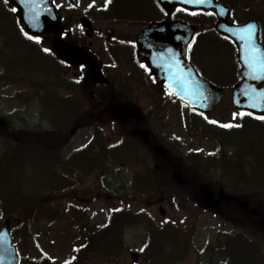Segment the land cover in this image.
<instances>
[{
	"label": "rangeland",
	"instance_id": "rangeland-1",
	"mask_svg": "<svg viewBox=\"0 0 264 264\" xmlns=\"http://www.w3.org/2000/svg\"><path fill=\"white\" fill-rule=\"evenodd\" d=\"M79 1L81 3L74 10L69 11V13H64L69 21H73L71 26L67 28L68 39L70 42L73 40L75 43H77L79 39H83L80 34L81 27L78 24V18L84 13H88L90 16L89 18H93L92 26L97 32L95 37L89 40L93 44L91 52L96 54L99 58L100 64L103 63L105 65H111L109 69H104L111 77L116 79L119 84L118 89H120L121 82H124L127 72H125L123 68L116 70V66L111 60H109L110 58L108 59L107 56H104V54L101 53L103 39H109V37H112L113 33H115L124 40L133 41L144 25L140 21L134 20L130 22L122 21L124 24L105 22L104 20L98 19L96 15L98 10L104 8L105 0H95L94 3L93 0ZM54 3L62 15L63 11L70 6L67 0H55ZM90 4L93 5L91 8L88 7ZM5 8L9 9L5 5H2V2L0 1V12L2 11V13H4L7 11ZM129 9L137 10L138 7L131 5ZM249 10L252 13H257L264 24V8L254 6ZM129 13L146 16V13L140 11H129ZM149 16L154 18L155 14H149ZM210 37H212L211 40L216 41V43L220 41L214 34ZM84 41L88 42V40ZM46 43L47 41H44L41 43V46L48 48L49 44ZM213 52L214 51L207 53L206 61H203L204 56L199 57L198 59L194 57L192 60L198 65V67H200L204 74L210 75L212 78L221 80L225 83L233 81V78L231 77L221 79L218 74H215L214 68L216 66L221 65V71H225V65L221 63L227 64L228 58L224 56L220 57ZM29 54L30 52L28 49L22 47L21 45H14L12 53L1 55L0 64L4 68L11 71L9 72V77L10 79L12 78L11 80L14 83L19 81L20 78H14L11 74L12 72L27 74L29 72L36 71L39 62L34 58L31 59L30 56H27ZM76 72V69H71V71H69V79ZM38 74L40 75L41 73ZM1 75L2 71L0 70V78ZM32 75L36 74L32 73ZM3 78L7 77L3 75ZM39 80L46 81L45 75H40L37 78H30L31 82H37ZM134 86H142L143 89H120L118 90V101L121 103L126 100L132 101L129 103H133L134 106L143 113L145 123L149 126L152 134L155 137L160 138L163 146L170 149V151L175 152L179 158H183V160L186 161L188 157L193 156L194 152H198V157L201 158L199 164L201 165L196 167L194 162L191 160L187 161L186 164V169L192 173L193 176H200L202 179L206 180L209 190L230 191V186L232 189L240 191V193L248 196V198H252L254 203L264 205V129H259L257 131L253 130L245 135H231L233 140L235 139L238 141L240 151L253 155L251 160L250 157H246L243 160L244 164H251L250 168L243 169V172L241 173L238 171L224 173L221 172L220 169L214 171L213 168L210 167L207 169L205 168L206 165H204L205 161L210 160L207 156H215V158H217V141L218 139L220 140V137L218 136L220 132L216 130V126L218 124L213 125L209 123L208 125H210V127L207 131L205 129L203 132L199 131L198 125L186 126V124H184L186 120L185 118L188 116V112L186 110L179 109L178 106L170 104L169 100L163 99V93L157 92L152 85L148 84V82H146V85L144 83H137V85H133V87ZM221 88L225 90V96L220 105L208 116V120H216L219 123L234 124L236 119L233 120L232 116L233 108L231 106L229 90L231 88L230 86ZM21 90L22 89L13 87V85H7L0 80V119L8 120V122L10 121V129L21 127L26 130L29 129L30 131H48L51 128H55L62 132L69 133L72 126L66 128L61 125H57L56 123L52 125L50 121L46 120L47 114L40 103L30 112H23L21 104L16 103L11 98L14 95H17L18 91H20L19 96L23 97L24 95ZM70 90L75 91L76 89ZM78 90L80 94L82 89ZM96 90L99 89L96 88ZM53 92L59 99H65V97L69 95L59 89H53ZM70 95L74 94L72 93ZM26 98L27 96L24 97L25 100ZM82 98L85 100V103H82L78 114L89 111L91 108V105L89 106L88 97L82 96ZM165 102H167V104H165ZM45 104L51 111L53 120L60 119L63 120V122L71 120V110H66V108H63L61 105L55 103L52 97L47 96ZM157 108L161 109L158 111L157 116L159 119L162 118L161 121H157V118L155 119L157 113L155 110H157ZM91 111L95 115H98L99 110H97V108L92 107ZM38 117L45 118V121H39ZM208 120L204 119V122L206 121L205 123L207 124ZM220 128L225 129L222 127ZM118 129L120 128L112 117H105L90 121L86 126H83V128L74 133L63 153H61V159H68L71 155H73L74 151L85 147L91 138H94V136L96 137V135L97 139H94V141H106L105 145L107 147L108 145L117 146L112 149L116 151L119 147H121L118 142L121 138L115 133L118 132ZM12 135L16 136L15 134ZM222 139L227 153L225 161L228 162L230 160L228 158L230 156H234L235 149L230 144V140H228L226 135ZM9 142L11 144H15L13 141ZM133 149H135V146L134 144H131L127 153H131ZM109 152H111V150ZM117 152L118 154L112 151V154H116L121 161L128 162L130 160L128 159V155L125 151L121 150ZM34 157L35 154L33 152H29L26 153L25 159H17L15 164L16 182L12 180L10 183H16V185L24 189L27 194L39 196L44 195L49 190L47 188L56 183L53 177L57 178V176L51 177L47 173L46 163L42 157L38 159H35ZM234 162L236 161L234 160ZM215 163L218 164L217 162ZM3 164L4 162L2 161L0 166H3ZM6 164H8V162ZM215 166L216 165L213 164V167ZM51 167L53 172L64 178L60 187H67L72 179L78 183L72 182V186L64 192L58 194L55 192L53 193V199H57L56 203L61 206L60 213L62 217L56 218L58 221L48 224L42 218L33 220L28 228L29 231L27 233V238L24 237L26 233L21 232V226L18 223L12 224V232L24 243V245H20V251L18 250L21 260H23L21 264H61L69 261L73 254V248L77 244L75 238L80 237V234L69 224V220L71 219L70 210L75 207H78L80 210L79 213L83 214L85 216V220H87L89 224L93 225L102 224V222L106 221L108 213L116 210L117 208H129L128 210H132L134 213L141 212L142 216H146L143 222L138 223L135 226H131L125 232L122 240L124 248L121 254L109 258L108 256L101 255L100 257H94L93 259L88 260L86 264H133L130 259V255L132 253H137L138 255L137 262L134 264H151L148 262L149 257L141 252L145 250L148 242L147 231L145 230V225H148L147 222H150L149 225H153V227L156 228L165 226L166 224L176 226L179 227V231L183 232V235H186V237L189 238L191 235L192 246L187 255L183 256L172 252L168 254L166 253L165 258L162 261L158 260L159 264H166L164 263L165 260L171 261V264H199V258L197 256L198 251L206 246L207 241H210L211 244L213 242V238H210V236L213 237L212 235L218 232H226V234L231 235L239 234L247 237V235L243 232L245 222L240 225L239 222H237L239 220L236 221L235 216L229 211L205 210L200 214L193 213L190 215L185 211L177 209L179 207L176 208V206L171 202H155L154 204L152 203L148 206L146 204L147 200H140L138 198L135 200L132 199L124 201L120 198L122 195L116 193L113 194L110 192L111 190L108 191L105 189V186L108 184L106 181H110L109 188L113 189L117 187L118 184L116 181L118 179H121L123 181L121 182L124 184L129 183V177L131 176V173H133L134 169L130 173L128 169L120 168L118 163L116 165H111L108 175L103 178H100L97 174L89 177L83 176L82 173L75 175L74 173H71L68 166H57L55 163H53ZM5 186L6 182L1 179L0 175V195L5 194ZM15 189V187L11 188L13 191ZM49 197H51V194ZM150 201L153 202L156 201V199ZM190 202L192 204H196L197 200L193 198ZM159 206L165 210L164 218L159 216V212L157 210ZM2 221L3 220L0 219V226ZM257 241L258 240H256V242ZM260 242V246L262 247L264 253V238H262Z\"/></svg>",
	"mask_w": 264,
	"mask_h": 264
},
{
	"label": "trees",
	"instance_id": "trees-1",
	"mask_svg": "<svg viewBox=\"0 0 264 264\" xmlns=\"http://www.w3.org/2000/svg\"><path fill=\"white\" fill-rule=\"evenodd\" d=\"M123 1L124 4L121 2V0H113L111 2L112 12L108 11L109 13L103 14V16L106 17L108 15L109 19L129 21L126 18L121 16L118 17L117 15H119L120 13H129V11H140L146 13V16H143L142 18L138 17L131 19L139 20L141 23L154 20L150 18L149 14H155V18L157 20L164 18V15L155 5L154 0ZM254 2V0H241L239 2L241 4L237 3V1L235 3H237V5L243 4L242 6H250ZM235 3L232 5V8H234ZM131 5L137 6L138 9H129ZM120 8H123L124 11H121ZM114 9L116 13H114ZM6 10L8 12H0V60L1 55L13 52L14 45H21L22 47L28 49L30 54L27 56H30L31 59L34 58L39 62L36 71L23 74V78L20 79L21 84L25 86V88H29L34 85L30 81V78H37L38 76H40L38 75V73H45L48 53L41 51L37 43L29 41V39L24 36L20 28L18 27L14 13L10 9V11L8 9ZM173 17L176 19H180L188 24L198 26L200 32L204 30L203 27H205L207 23L213 21V17H211L210 15H192L183 11H176ZM202 37H204L202 34L196 35L193 46H198V41L201 40ZM77 42L80 43L79 41ZM228 50L229 55L234 54L235 50L232 45L228 44ZM1 66L0 68L2 71H5L6 73L11 72L10 70ZM32 73H35L36 75H32ZM11 74L14 75V78L22 77L21 73L19 72H14ZM6 76H10V74H6ZM2 78L3 77H1L0 80L7 85H11L14 83L8 77L3 79ZM218 85H220L221 87L228 86L224 84ZM23 90L24 96H17V98L25 103V105H27V102L24 101V97L27 96L26 92H28L29 89ZM116 90L118 92V89ZM31 92H36L37 96L38 92H43V89H31ZM73 94L74 95L69 94L65 97V99H63V108H66V110H71L72 122H79L80 120H78L74 116V114L77 108L75 106V103L81 98V96L78 92H74ZM83 94L89 97V91H86V93ZM52 95L53 101L59 104L60 99L57 98L54 94ZM35 100L38 104L41 103L44 105L45 103L42 95L39 97H35L32 101ZM28 108L29 107L26 106V110H28ZM47 118L48 117H46V120H48ZM198 118L199 117H197L196 115H191L190 123L188 124L191 125L195 123L197 125L199 123L197 121ZM41 119L45 120L44 118ZM49 121L52 125L55 124V121L53 119H49ZM237 124H240L241 127H233L231 129H227L225 132L221 131V135H218L220 137V140L218 139L217 141L218 156L215 159L210 158V160L205 161V163H210H204V165H206L205 168L208 169L210 167L213 168L214 171L220 169L221 172L238 171L239 173H241L243 168L242 162L244 158H253V155L246 154L240 151L238 141L235 139L233 140L231 138V135H245L253 130L257 131L259 129H264V122L255 120L245 115L243 118L238 119ZM84 125H86L85 121L80 122V126ZM202 125H200V128H203ZM70 126L71 124L65 123L62 127L67 128ZM13 133L14 132L12 131V129L10 131H7V129L3 130L0 128V140H3L4 143L8 142L6 145L3 144L4 146L0 144V153H2V147L4 148L2 157V161L4 162V164L3 166H0V175L1 179L6 182V186L4 189L5 194L0 195V219L5 220L7 218H11L13 224L18 223L21 226L20 230L22 233H26L24 237L27 238V233L29 231L28 228L33 220L42 218L48 224H52L58 221V219L56 218L62 217L60 213L61 206L60 204L56 203L57 199H53L54 195H51V197L46 195L33 197L30 194H27L24 189L20 188V186L16 185V183L11 184L10 182L12 180L16 182V161L18 158L25 159L26 153H29L31 151H37L39 153L38 155L46 158H50L51 156L53 158L57 157L60 146H62L65 142L67 133L65 134L55 128H51L46 132L37 130H20L17 144L16 146H12L9 141H12L10 134ZM223 135H226L228 140H230V144L235 149L234 156L231 157L229 155L230 157L228 158L232 159L233 161H225L227 153L225 149L226 147L223 144ZM98 143L92 142L91 146L97 144V147L99 150H101V152L107 150L106 146L104 147V144L102 142ZM156 143L162 147V143L160 141ZM139 144L141 148H144L142 143ZM92 149H95V147H92ZM155 158L157 159L156 164L158 166V170L149 172L147 169H144V171H142L143 175H141L140 177L137 176V178H139L138 180L136 179V177H133L134 181L132 178V182L128 186H126V188L116 190V193H128L126 197L123 196L120 198L124 201L132 199L134 200L136 198L146 200L163 198L175 205L176 208L179 207L177 209L185 211L187 214H200L204 212V209L201 205H199L198 203L192 204L190 202L194 197L191 189L188 186L180 187L174 185L171 180V168L166 163L160 161L156 156ZM170 159L176 166L177 170L181 173L182 177L190 184L195 187L207 185L206 180L202 179L200 176H193L192 173H190L186 169V164L189 160L193 161L196 167H199L201 165L199 164L201 158H199L197 154H193V156L188 157L186 161H184L183 158H173L172 156H170ZM234 160L236 162H234ZM7 162L8 164H6ZM215 162H217L218 164H216ZM213 164L216 166L213 167ZM47 166L52 168V164H47ZM138 169L140 171L141 167L138 166ZM12 187H15L16 189L13 191L11 190ZM228 193L240 199L247 200L251 208L257 209L264 216V205L253 203L252 200L248 198V196L236 192L233 189H231V191ZM128 209L129 208H122L116 212H112L106 222L93 226L90 225L87 220H85L83 214H80L75 210V208H72V210H70V226L74 230H78L82 233L87 232V234L80 235V237L75 238V241L78 243V249L76 250L74 256L77 259L68 264H81L82 261L91 254L108 256V258L115 257L121 254L124 248V245L121 242V237L124 230L143 222L144 218L146 217L142 216L141 212L134 213L132 210ZM219 209L223 210L224 212H232L236 220H239L240 222H246L252 219L249 216L239 213L236 206L232 203L222 204ZM147 224L148 225H145V230L147 231L149 248L147 249V251H145V255L149 257L148 259L151 260V264H159L158 260L162 261L165 258L166 253L168 254L170 252H175L176 254H181L183 256L189 253L192 246L191 235L189 238L186 237V235H183V232L179 231V227L176 226L166 224L165 226L156 228L153 227V225H149L150 222H147ZM244 232L247 236L258 240L257 243L253 244L250 241L251 238L246 239V236H241L239 234L231 235L226 234V232L215 233L212 235L213 243L206 244V246L198 251L197 256L199 258V264H264V253L262 247L260 246V241L264 237V234L262 233L261 229L257 227H247ZM15 238L19 240L18 237ZM164 263L171 264V261L165 260Z\"/></svg>",
	"mask_w": 264,
	"mask_h": 264
},
{
	"label": "water",
	"instance_id": "water-1",
	"mask_svg": "<svg viewBox=\"0 0 264 264\" xmlns=\"http://www.w3.org/2000/svg\"><path fill=\"white\" fill-rule=\"evenodd\" d=\"M73 5H76V0H70ZM14 8L17 9V17L20 23V26L24 31H27L29 35L44 37L46 35H53V50L54 53L66 60L69 63L75 64H89V74L94 81L106 83V81L102 78L98 68L95 64L89 59L88 55L83 53L81 50L76 49L68 43H65L60 40V31H61V19L60 16L52 4V0H48L47 3H42L37 11L39 15L35 20L30 17L33 15L32 12L29 11L27 7H25L21 0H9V2ZM156 3L161 8H164L166 12H171L175 7H181L183 9H187L191 12H203L209 13L212 12L215 14L217 19L216 31L225 37L231 39L235 45L237 46V57L236 60L239 63L241 69L239 71V77L241 79L240 83L233 87L231 92V100L232 105L236 111H251L255 115H262L264 112L258 111L256 109H250L247 107L250 102L248 98L243 94L246 88L250 86L256 87L258 90L264 89V81L257 82L247 78L243 73L246 71L243 62L241 60V46L240 42L232 37L231 32L226 31L225 29H239L245 27L247 24L254 23L257 25L255 21H248L240 26H231L228 25L227 19L229 17V11L224 6L216 3L213 0L212 5H192V4H184L182 0H159V3L156 0ZM80 23L83 27V30L87 37L92 36L91 25L88 20L85 18L80 19ZM195 29L193 27H188L187 25L179 22V21H169L165 20L160 23H152L147 25L136 40L137 45V58L139 62L145 63L150 69V75L155 78V82L158 87L167 88L168 80L167 75L168 72L165 68L158 67L157 65L161 63L159 59L154 60V56L158 57L159 54L165 51L167 48L171 47L178 52H185L187 50L186 45L189 41H191ZM258 25H257V43L263 46L259 42L258 37ZM176 36H180L183 39L177 41L175 39ZM181 60L184 63V67L186 71H190L193 75V79H199L204 83V94L209 97L207 101L204 102L205 106H201L200 101L193 97L192 101L189 100H181L179 97L175 96V99L179 101L182 105H185L189 108L190 111L193 110V106L195 107V112L203 113L204 115H208L214 108L217 106L221 99L223 98V92L221 89L213 87L205 80L201 79L195 69L187 62L184 56H181ZM168 90V88H167ZM113 93V92H112ZM114 113L117 117L122 119L126 118H134L136 120H140V116L138 114H131L127 112L121 106H116L114 108ZM132 134L135 136H141L142 139L147 142L148 134L145 131H140L137 128L132 131ZM154 150L163 158L165 155L158 148H154ZM173 181L177 185H185L186 182L182 180L181 175L173 171ZM200 202L204 207L209 208H217L222 202L231 201L238 205V207L244 211L245 213L252 214L258 216L259 213L254 210H248V204L246 202H241L238 199H235L231 196H225L223 193H220L217 197L207 191L204 188L200 189ZM159 212L161 216H164V211L162 208H159ZM10 222L6 221L0 233H4V239L0 241V256L4 257L3 264H18V257L16 254V250L13 246H11V239L9 236V227ZM259 225L264 226V218L261 219ZM135 261L134 255L132 256Z\"/></svg>",
	"mask_w": 264,
	"mask_h": 264
},
{
	"label": "snow or ice",
	"instance_id": "snow-or-ice-1",
	"mask_svg": "<svg viewBox=\"0 0 264 264\" xmlns=\"http://www.w3.org/2000/svg\"><path fill=\"white\" fill-rule=\"evenodd\" d=\"M5 4L9 2V0H4ZM48 0H21V3L29 9L33 15L30 17L35 20L39 15L37 9L42 3H47ZM54 3L55 0H52ZM95 0H93V3ZM112 0H105V7L110 4ZM159 3V0H157ZM184 4H192V5H206L210 6L213 3V0H182ZM93 5L90 4L88 7L91 8ZM11 11L16 12V8H12ZM164 15H168V12L165 11L164 8L160 9ZM176 11H187V9H177ZM192 15H196L195 12L191 13ZM212 15V13H209ZM226 31L231 32L232 37H235L236 40L240 42L241 46V60L246 71L243 73L247 78L262 82L264 81V46H261L257 43V25L254 23L247 24L245 27L233 30V29H225ZM24 36L29 40H34L36 43H40V37L29 35L27 31L21 29ZM175 39L177 41L182 40L183 38L180 36H176ZM228 39V37H225ZM192 41H189L186 45V48L190 50ZM44 52H50L51 50L48 48L43 49ZM181 56H184L186 59L188 58V52L185 51L183 53L176 51L175 49L169 47L165 51L161 52L158 57L154 56V60L159 59L161 63L157 66L165 68L168 72L167 75V95L169 96H177L181 100H189L192 101L193 97H196L201 106H205L204 102L209 99L208 96L204 94V83L199 79H193V75L190 71H186L184 67V63L181 60ZM141 68L145 71L151 73V69L145 65L141 64ZM83 69V66H81ZM155 80V78H153ZM246 98L250 101L247 105L250 109H256L258 111L264 112V89L258 90L256 87L250 86L246 88L243 93ZM193 110L195 111V107L193 106ZM200 115H204L203 113H199ZM245 115L253 116L254 113L251 111H237L233 113V120L237 117L243 118ZM255 119L260 121H264V114L255 115ZM204 119L208 120V117L204 115ZM208 123L217 125L219 127L225 129H231L233 127H241L240 124L233 123H219L216 120H208ZM4 233H0V241L4 239ZM4 257L0 256V264H3ZM67 264V262H66Z\"/></svg>",
	"mask_w": 264,
	"mask_h": 264
},
{
	"label": "flooded vegetation",
	"instance_id": "flooded-vegetation-1",
	"mask_svg": "<svg viewBox=\"0 0 264 264\" xmlns=\"http://www.w3.org/2000/svg\"><path fill=\"white\" fill-rule=\"evenodd\" d=\"M219 67H221V65H220ZM61 71H62V70H61ZM131 71H132V70H131ZM62 73L64 74V77H62V78L60 79V81H59V87H60L61 89L64 88V80H65V77H66V71H64V69H63V72H62ZM131 74H132L133 76H136V77L139 78V80H137L138 84H142V83H144V82H143V77H142V72H140V70L132 71ZM109 88H110V87H109ZM48 89H50V87H49ZM124 89H143V87H142V86H139V87H137V86H134V87H132V86H128V87H125ZM111 108H112V107H109V110H110V111H112ZM103 111H105V110L103 109ZM125 123L128 124V127H132L130 130L133 129L134 124H135V122H134L133 120H131V119L125 121ZM167 162H168V161H167Z\"/></svg>",
	"mask_w": 264,
	"mask_h": 264
}]
</instances>
